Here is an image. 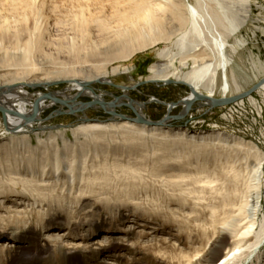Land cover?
<instances>
[{
	"label": "bare ground",
	"instance_id": "bare-ground-1",
	"mask_svg": "<svg viewBox=\"0 0 264 264\" xmlns=\"http://www.w3.org/2000/svg\"><path fill=\"white\" fill-rule=\"evenodd\" d=\"M17 1L19 3L15 5L29 6L30 4L28 0ZM77 2L79 5L76 6L80 8L76 18L77 29L83 37L82 40L90 39V26L93 24L100 27L102 31L110 29L111 37L96 48V51L85 49L86 51L83 52L80 48L76 49L75 55L80 59L82 66L74 68L72 75H63V72L56 79H43L37 76L32 79H29V76L13 79L15 75L10 74L8 69H0V71H5L4 74H0V79H3L0 81V109L5 118L4 139L0 141L1 168L6 170L9 176H13L19 175L20 164H27L29 169L38 168L39 170L40 168L45 174L47 168L53 164L52 167L58 174V178L62 175V171H67V177L71 179L73 186L77 180H79V185L80 183L85 184L86 181H90L92 183L90 185H95L97 181L107 184L112 182L113 175L111 174L109 178L105 175L106 173H103L104 171L91 174L93 172L90 173L87 163L90 154L93 153L96 158L103 155L104 162H108L109 154L116 156L120 150L129 154L136 153L150 145L154 155L164 162L165 167L172 166V163H178L181 166L176 173L171 172L168 177L166 175L169 185L184 187L176 196L179 202L185 205L189 200H194L196 203L194 205H201L204 202L206 205L203 206L210 209L214 238H208L210 241L205 248L196 250L198 248L195 246L196 252L191 260L189 256L184 255L187 260L189 259L188 264H264V252H262L264 215L261 218L264 208V152L256 144L237 136H227L216 132L170 129L166 120L160 125H151L149 120L144 118L142 106L135 108L136 118L141 120L139 122L127 116H114L106 120H92L87 116L80 118L71 130L75 142L68 137L67 130L49 129L43 124L44 112L56 101L63 102L66 104L65 107H71V110L77 108L76 100L82 95L91 96L97 106L103 104L104 94L98 95L93 90V85L96 82L105 81L110 75L131 71L130 68L122 66L112 67L109 71L107 67L110 62H108L103 66L101 73L80 77L82 73L93 71V67L87 68L89 66L86 67L85 64L89 63L88 59L93 58L96 52L110 61L124 58L129 60L140 51L155 49L161 42L166 47L158 50L161 61L150 68L149 80L164 85L167 82L187 85L191 90V95L184 103L202 95L201 90H206L208 92L206 97L211 99H224L230 98V95H233L232 97L243 95L258 86L259 94L264 96V83L260 85L264 76L259 79L257 76H246L248 73L244 75V70H241L237 62L240 51L248 44L241 38V32L245 26L254 21L252 0H77ZM262 8L264 10V6ZM6 17L2 16L0 19V40L3 42L9 39L13 45L12 50H5V55L15 57V60H20L17 56L21 55L23 66L29 65L33 52H41L40 37L37 35L33 39L27 27L9 31L11 27L7 25L8 18ZM111 24L114 26L110 27ZM208 25H211L210 37L204 36V33L208 31L204 28L206 29ZM194 31L199 32L200 38L195 37L196 33L194 36ZM24 34H28L29 37L25 39ZM261 68L264 72V67L261 66ZM59 82L68 85L65 90L50 95L38 93L34 96L27 90L28 88L32 90L45 88ZM134 86L136 85L132 87ZM129 88L131 87L124 86L120 89L126 93ZM222 92L229 96L218 98L217 96ZM249 101L256 105L254 98L250 97ZM202 102L199 105L205 106L206 103ZM112 105L114 107L115 104L112 103ZM107 108L109 109V105ZM43 131H50L47 139L40 137L39 133ZM32 134L36 135V144L32 141L30 136ZM60 143L63 145V157L58 155ZM200 157L201 161H199ZM63 159L68 162L67 166L63 165ZM78 160H80V165H77ZM251 160L255 163L253 164ZM188 167H191L192 171L188 170ZM95 168L93 166L91 169ZM162 170L160 169L161 172ZM126 171L129 172L130 169ZM162 173L159 174L162 175ZM6 182L4 181V184ZM35 182L23 180L20 183L30 192H35L40 197L44 196L46 189ZM79 185L76 188L79 193L89 191L90 194L96 191L94 186ZM125 189H122V192L127 194ZM158 199L156 198V201ZM193 209L194 207L185 213L191 216L196 210ZM190 218H194V215ZM185 222H181L182 228H186L187 222ZM66 232L68 230L54 231L51 237L65 236ZM184 232L187 231L184 230ZM108 237L103 236L97 240L96 244L108 241L110 239ZM190 242L193 246V242ZM53 252L54 250L51 251ZM81 264H88L87 260H83Z\"/></svg>",
	"mask_w": 264,
	"mask_h": 264
},
{
	"label": "rangeland",
	"instance_id": "rangeland-1",
	"mask_svg": "<svg viewBox=\"0 0 264 264\" xmlns=\"http://www.w3.org/2000/svg\"><path fill=\"white\" fill-rule=\"evenodd\" d=\"M73 1L28 0L29 6H25L15 5L19 3L17 0H0V19H2V16H7V25L9 28L11 27L9 31L27 27L31 31L33 39L37 35L40 37L42 48L40 53L33 52L29 65L23 66L21 55L17 56L20 60L5 55V50H12L11 40L6 39L3 42L0 40V69H8L10 74L15 75L13 79L27 76H29V79L35 78V76L43 79H56L63 72V75L74 74V72L72 73L73 69L82 66L80 59L75 55L76 49L80 48L83 52L88 49L96 51V48L108 37H111V30L102 31L100 27L93 24L90 26V39L82 40L83 37L77 29L76 21L80 9L76 5H79V3L77 0ZM252 2L254 21L245 26L241 32V38L247 41L248 47L245 46L240 51L237 62L241 70H244H242L244 75L248 73L246 76L250 77L252 75L251 77L257 76L261 79L264 76L261 68V66L264 67V10L262 8L264 0H252ZM113 26L114 24H111L110 27ZM209 29L211 30V25H208L206 29L204 28L205 31L208 30L207 32L204 31V36L210 37ZM193 33L194 36L197 34L195 37L200 38L198 31ZM24 35L25 39L29 37L28 34ZM165 47V44L161 42L155 49L140 51L129 60L124 58L110 61L96 52V56L89 58V63L85 64L86 67L89 66L87 68L93 67V71L82 73L80 77L89 76L92 73H101L103 66L108 62H110L107 67L109 71L115 66L130 68L131 71L128 73L110 75L105 81H99L93 85V90L98 95L104 94L105 102L103 104H106V109L109 111L115 110L118 114H122L116 116H127L135 119V113H137L135 108L142 106L146 120H166L170 129L216 132L227 136H237L247 142L256 144L264 152V96H261L258 90L242 100L223 107L200 106L201 101H199L183 116V105H178L171 110L169 105L180 103L184 99L188 100L191 90L187 85H164L163 83L139 85V83L150 81V68L161 61L158 50ZM245 61L246 63H244ZM4 70L0 71V74H4ZM0 81H3V79H0ZM26 82L29 83V81ZM67 85V83L59 82L45 88L41 87L33 90L28 88L27 90L34 96H37L38 93L50 95L65 90ZM133 85L136 86L132 87ZM124 86H130L131 88L125 93L120 89ZM201 92L204 96L208 94L206 90H201ZM68 94L70 95L69 92ZM226 96L229 95L222 92L217 97ZM114 97L120 99L116 101ZM250 97L254 98L256 105L249 101ZM92 100L94 99L88 95L79 96L76 100L78 109H72L73 111L55 102L53 106L44 112L43 124L49 129L67 130L68 137L75 142L71 130L77 125L80 118L87 116L92 120H106L114 117L103 110L101 105L97 106L96 103L94 108H87L83 113L78 111L82 108V103H88ZM110 102L114 103L116 108H112ZM121 103L129 104L131 108L125 104L119 106ZM108 105L109 109L107 108ZM171 116L183 117L177 120L171 119ZM4 129L5 118L0 112V141L4 139ZM49 132L43 131L39 135L47 139ZM32 135H30L32 141L36 144V135ZM62 146V143H60L58 154L60 157H63L64 154ZM49 148L51 150L52 147ZM136 154L137 157L139 156L138 158ZM100 157H94L93 153L88 157L87 163L90 167V173L93 172L91 174L94 175L96 172L104 171L105 175H108L109 178L113 175L111 179L113 177L114 179L107 184L99 181L95 185H90L92 184L90 181H86L85 184L80 183L83 187L86 185L88 187L94 186L96 191L98 190L97 192H90V194L89 191L79 193L76 190L79 180L73 186L71 179L67 177V171H62V175L58 178V174L52 167L53 164L47 168L45 174L42 173L40 168L39 170L38 168L31 170L27 164H20L18 167L19 175L13 176H9V173L0 166V264H81L83 260H87L88 264H188L189 259L187 260L185 256H189L191 260L196 252L195 246L198 248L196 250L205 248L210 241L209 239L214 238L210 209L204 207L206 203L202 202L201 205H194L196 204L194 200H189L185 205L179 202L176 196L184 187H174L168 183L169 173H176L181 168L178 163H172V166L168 168L165 167L164 162L158 160V156L154 155L150 145L143 148V151L136 153L129 154L120 150L116 156L109 154L108 162H104L103 155H100ZM201 159L200 157L199 161ZM194 160L197 162L196 159ZM251 161L253 164L255 163L254 160ZM79 162L80 160H78L77 165H80ZM63 165H68L65 159H63ZM5 166L7 165L5 164ZM93 166L96 168L91 169ZM160 169H163L162 172L164 173ZM187 169L192 171L191 167ZM165 170L168 172L166 173ZM157 173H162V175ZM3 180L7 181V184H4ZM23 180L36 181L37 185L44 187L46 189L44 196L40 197L35 192L26 189L20 183ZM131 188L134 189L131 190ZM122 189H125L128 195L123 193ZM115 190H118L117 193ZM156 198H159L158 202ZM193 207V210L196 209L195 213L199 211L193 214L195 223L194 218H190L193 215L189 216L185 213V211H191ZM172 211L176 213L173 214ZM263 215L264 208L261 218ZM181 222L186 223V228H182ZM179 228L181 231H179ZM60 230H68V232L65 236L51 237L52 232ZM184 230L187 232L185 233ZM106 235L110 239L97 245V240ZM190 241L193 242V246H191ZM190 246L193 247V250ZM53 250L55 253H51ZM67 252L69 254H66ZM262 252H264V247ZM83 255H86V257H83Z\"/></svg>",
	"mask_w": 264,
	"mask_h": 264
},
{
	"label": "water",
	"instance_id": "water-1",
	"mask_svg": "<svg viewBox=\"0 0 264 264\" xmlns=\"http://www.w3.org/2000/svg\"><path fill=\"white\" fill-rule=\"evenodd\" d=\"M145 83H156L158 84L157 82H154V81H146V82H142V83H139V85H142V84H145ZM264 83V79L260 82V85ZM166 84H182L184 85L183 83H175V82H167L165 83ZM130 89V88H129ZM258 90V86H255L252 90H250L249 92L247 93H244L243 95H240V96H236V97H230V98H224V99H211L209 97H206L204 95H198L196 98H194V100H190L188 101L187 103H184L185 99L183 101H181L180 103H172L169 105V109L171 110L172 108L178 106V105H183L184 107V111L182 113V115L184 116L186 113H188L193 105L199 101H203L204 103H206V106L210 107V108H217V107H223V106H227V105H230V104H233L239 100H242L250 95H252L254 92H256ZM116 98L115 100L118 101L120 98L119 97H114ZM123 98H125V96H123ZM129 99V98H127ZM56 103L62 105V106H66V104H64L63 102H60V101H56ZM82 103V102H81ZM122 104H125L127 106H129L131 108V105L129 104H126V103H121L119 106H121ZM145 104V103H144ZM101 107L103 108V110H105L107 113H109L111 116H116V115H122V114H118L115 110H107L106 109V104H100ZM110 106H112L113 108V105L112 103L110 102ZM68 107V106H67ZM95 107V101H91V102H88V103H82V108L79 109L78 111H81L82 113L84 112L85 109L87 108H94ZM70 110H71V107H68ZM116 108V107H114ZM73 111V110H72ZM0 112H1V109H0ZM183 116H171L170 118L171 119H180L181 117ZM167 118V117H166ZM130 119H133V118H130ZM134 121L136 122H139L141 121L140 119H133ZM162 122L161 121H149V124L151 125H160V123ZM61 127H64V126H61Z\"/></svg>",
	"mask_w": 264,
	"mask_h": 264
}]
</instances>
